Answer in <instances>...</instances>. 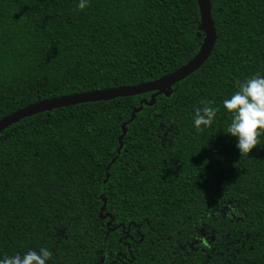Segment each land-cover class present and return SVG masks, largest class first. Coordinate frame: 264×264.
I'll use <instances>...</instances> for the list:
<instances>
[{
	"label": "trees",
	"instance_id": "trees-1",
	"mask_svg": "<svg viewBox=\"0 0 264 264\" xmlns=\"http://www.w3.org/2000/svg\"><path fill=\"white\" fill-rule=\"evenodd\" d=\"M208 2L211 51L164 92L0 131V259L46 247L47 264H264V136L241 156L223 107L237 81L264 75V0ZM78 3L0 0V119L155 80L204 40L196 0ZM202 100L220 111L198 131Z\"/></svg>",
	"mask_w": 264,
	"mask_h": 264
},
{
	"label": "clouds",
	"instance_id": "clouds-1",
	"mask_svg": "<svg viewBox=\"0 0 264 264\" xmlns=\"http://www.w3.org/2000/svg\"><path fill=\"white\" fill-rule=\"evenodd\" d=\"M89 6V0H79V10ZM237 90L230 98L223 101V107L231 116V122L226 133L237 138L241 156L249 153L260 145V137L264 136V75L256 73L244 81L236 82ZM203 106L197 107L193 116L194 126L198 131L211 127L218 107L211 106V101L202 100ZM53 252L46 247L39 251L28 250L23 255L15 254L0 259V264H47L52 259Z\"/></svg>",
	"mask_w": 264,
	"mask_h": 264
},
{
	"label": "water",
	"instance_id": "water-1",
	"mask_svg": "<svg viewBox=\"0 0 264 264\" xmlns=\"http://www.w3.org/2000/svg\"><path fill=\"white\" fill-rule=\"evenodd\" d=\"M196 2L202 31L204 33V40L198 52L182 66L162 77L145 83L117 88H109L98 91L82 92L29 104L2 117L0 119V131L24 117H28L44 111H49L55 108L67 107L70 105L82 104L87 102L108 100L118 97L134 96L147 92H153L154 96L158 93L164 92L165 89H168L172 84L181 80L192 71H194L198 66H200L209 55L213 46L215 35L210 20L209 2L208 0H196Z\"/></svg>",
	"mask_w": 264,
	"mask_h": 264
}]
</instances>
